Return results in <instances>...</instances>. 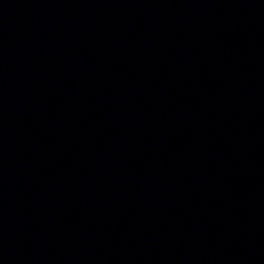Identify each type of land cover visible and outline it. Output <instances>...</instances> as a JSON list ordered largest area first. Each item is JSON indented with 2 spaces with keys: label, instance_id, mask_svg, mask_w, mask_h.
Instances as JSON below:
<instances>
[{
  "label": "water",
  "instance_id": "95a60500",
  "mask_svg": "<svg viewBox=\"0 0 264 264\" xmlns=\"http://www.w3.org/2000/svg\"><path fill=\"white\" fill-rule=\"evenodd\" d=\"M0 264H264V0H0Z\"/></svg>",
  "mask_w": 264,
  "mask_h": 264
}]
</instances>
